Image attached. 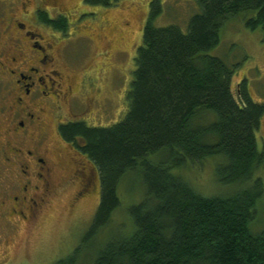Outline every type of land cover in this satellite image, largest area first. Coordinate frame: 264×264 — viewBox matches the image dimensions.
<instances>
[{
	"label": "trees",
	"instance_id": "1",
	"mask_svg": "<svg viewBox=\"0 0 264 264\" xmlns=\"http://www.w3.org/2000/svg\"><path fill=\"white\" fill-rule=\"evenodd\" d=\"M122 0H85L109 8ZM199 13L186 31L156 28L153 0L134 57L127 113L109 128L74 121L61 138L92 165L99 203L82 247L56 264H77L78 255L110 226L120 208L118 187L130 175L143 190L127 210L130 225L98 250L93 264H264V231L254 232L264 184L258 133L264 102L252 100L246 80L234 85L238 66L208 53L222 26L241 17L249 31L264 33V0H195ZM45 26L66 33L63 18L39 13ZM216 162L214 177L226 195L203 197L182 172ZM179 172V175L176 174ZM182 175V176H181Z\"/></svg>",
	"mask_w": 264,
	"mask_h": 264
},
{
	"label": "rangeland",
	"instance_id": "2",
	"mask_svg": "<svg viewBox=\"0 0 264 264\" xmlns=\"http://www.w3.org/2000/svg\"><path fill=\"white\" fill-rule=\"evenodd\" d=\"M16 1L0 0V27L3 24L2 19L9 17ZM82 1L63 0L71 15L74 14L73 19L79 16L76 21L69 22L67 34L62 36L44 27L35 28L42 36L59 46L58 70L66 84L72 85L76 91L84 75L83 92L91 95L97 88L100 91L99 107H94L89 118L79 116L75 121L83 122L90 128H109L123 120L127 113L126 95L135 68L134 57L141 45L143 27L153 0H122L109 8L89 7L82 4ZM159 1L162 14L155 20L156 28L175 25L186 31L188 21L199 13L195 0ZM81 36H90L94 43L85 37L82 39ZM3 42L0 35V45ZM208 55L222 59L230 66H238L234 85L240 80H246L252 100L256 103L264 102L262 31L247 30L241 17L231 19L221 28L218 47ZM4 94L0 90V98ZM63 109L67 111L66 106ZM80 110L75 106L73 111L80 115ZM54 145L61 149L57 162L62 169L61 182L66 183L71 174L69 151L61 143ZM263 145L264 119L258 133L259 149ZM215 164L213 160L205 161L202 165L185 169L181 176L191 182L193 189L203 197L226 195L229 191L219 187L214 177ZM176 174L179 175V172ZM254 178H260L264 184V168ZM96 186V193L87 200L82 199L75 208L70 206L76 185H66L64 190L58 191L29 238L25 237L22 230L8 232L0 221V264H56L68 258L78 247H82L99 203L98 182ZM142 192L139 178L135 175H130L121 182L118 187L120 208L113 214L110 226L92 245L83 247L77 264H93L98 250L122 231L118 226L130 225L127 210L139 203ZM252 229L254 232L264 231V198L258 205V219ZM4 251L8 252V257H4Z\"/></svg>",
	"mask_w": 264,
	"mask_h": 264
},
{
	"label": "flooded vegetation",
	"instance_id": "3",
	"mask_svg": "<svg viewBox=\"0 0 264 264\" xmlns=\"http://www.w3.org/2000/svg\"><path fill=\"white\" fill-rule=\"evenodd\" d=\"M16 3L0 27L4 40L0 45V90L5 92L0 98V221L8 232L22 230L29 238L66 185H76L71 208L96 193L99 181L95 170L75 146L61 138L60 127L79 116L89 118L94 107H99L100 91L97 88L91 95L84 93V75L78 90L66 84L58 70L59 46L35 28L44 27L63 36L67 33L42 24L39 13H46L51 20L65 19L68 29L69 22L79 16L74 20L63 0ZM81 37L94 43L90 36ZM75 106L81 109L80 115L74 113ZM60 143L70 156L71 174L66 183L61 182L57 162L61 149L54 145ZM3 255L8 257V252Z\"/></svg>",
	"mask_w": 264,
	"mask_h": 264
}]
</instances>
